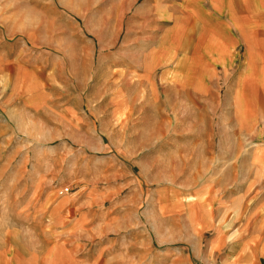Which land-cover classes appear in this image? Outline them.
<instances>
[{"label": "rangeland", "instance_id": "374dc122", "mask_svg": "<svg viewBox=\"0 0 264 264\" xmlns=\"http://www.w3.org/2000/svg\"><path fill=\"white\" fill-rule=\"evenodd\" d=\"M153 6L0 0V53L27 70H0V239L39 264L53 246L66 264H264L258 138L226 119L221 73L189 71L192 40L156 63Z\"/></svg>", "mask_w": 264, "mask_h": 264}, {"label": "crops", "instance_id": "0c3cea01", "mask_svg": "<svg viewBox=\"0 0 264 264\" xmlns=\"http://www.w3.org/2000/svg\"><path fill=\"white\" fill-rule=\"evenodd\" d=\"M153 2L155 19L163 25L157 51L152 53L153 56L159 55L156 63L160 61V56H165L162 51L165 43L168 55L174 57L184 45L179 39L192 40L190 51L181 56L185 58L187 66L190 64L189 71L196 74L207 70L216 76L221 73V81L212 80L209 86H222V82L226 87L223 102L232 106L230 112H225L226 119L235 122L237 136L258 138L248 149L252 168L250 183L255 189L253 206L248 215L252 231L248 245L264 251V0ZM196 51L204 57V67H199L196 58L195 62L194 57L191 59L192 56L197 57ZM3 56L0 53L1 71L14 70L16 80L27 73V70H21L23 66H16L15 59ZM195 74L182 86L197 87L199 82ZM207 79L205 76V86L208 85ZM65 260L67 258L60 248L53 246L45 254V263L42 261V264H66ZM0 264H39V258L34 251L1 238Z\"/></svg>", "mask_w": 264, "mask_h": 264}]
</instances>
